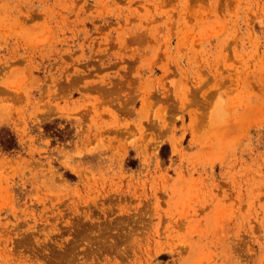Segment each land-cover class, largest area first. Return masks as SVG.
Returning <instances> with one entry per match:
<instances>
[{"label": "rangeland", "instance_id": "obj_1", "mask_svg": "<svg viewBox=\"0 0 264 264\" xmlns=\"http://www.w3.org/2000/svg\"><path fill=\"white\" fill-rule=\"evenodd\" d=\"M0 264H264V0H0Z\"/></svg>", "mask_w": 264, "mask_h": 264}]
</instances>
